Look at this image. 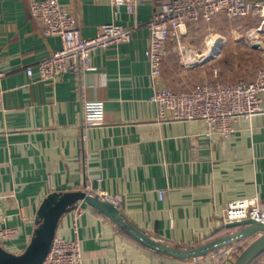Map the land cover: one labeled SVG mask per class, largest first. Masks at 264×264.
I'll list each match as a JSON object with an SVG mask.
<instances>
[{
  "label": "crops",
  "instance_id": "1",
  "mask_svg": "<svg viewBox=\"0 0 264 264\" xmlns=\"http://www.w3.org/2000/svg\"><path fill=\"white\" fill-rule=\"evenodd\" d=\"M30 1L0 0V229L18 231L0 238L2 247L14 254L25 250L38 208L53 191L93 193L100 188L118 199L115 206L128 221L154 239L183 247L224 234L223 209L232 200L256 196L264 211V92L262 110L237 118L226 135L208 134L202 120L162 114L150 101L154 84L145 56L146 23L155 0L140 4L136 15L121 7L117 16L106 0H60L77 16L84 37L117 22L132 28L131 40L93 51L88 70L64 74L54 83L30 79L26 69L36 73V63L60 48L58 37L42 35L30 15ZM234 20L237 30L257 24L255 17ZM199 23L170 39L162 84L187 89L212 78L214 68L219 80H252L262 52L242 41L243 35L228 47L223 39L202 34L199 52L188 50L195 60H183L182 40L197 39L201 34L196 31L195 38L191 29H200L204 22ZM212 40L214 53L204 62L196 60ZM229 48L244 57L240 66L236 60L234 65H210L216 56L230 55ZM87 103L103 107L102 122L89 129L81 125ZM55 237L77 238L82 264L191 262L147 249L83 202L60 217ZM241 243L222 251L230 252V264Z\"/></svg>",
  "mask_w": 264,
  "mask_h": 264
},
{
  "label": "built area",
  "instance_id": "2",
  "mask_svg": "<svg viewBox=\"0 0 264 264\" xmlns=\"http://www.w3.org/2000/svg\"><path fill=\"white\" fill-rule=\"evenodd\" d=\"M100 1V0H94ZM113 8L115 16L120 8L136 15L137 7L146 0H106ZM156 6L146 23L149 41L145 49L150 77L154 91L150 101L156 103L163 114L170 112L173 119L202 120L210 131L221 135L230 133L232 123L239 117H249L260 112V95L264 92V0H155ZM30 15L39 25L43 36H55L60 40V48L36 63V73L31 67L26 69L28 78L54 83L60 76L74 71L91 68V53L106 49L111 45L127 43L131 40L132 28L117 22L101 25L95 36L84 37L78 18L62 5L60 0H31ZM218 15L229 19L255 17L257 24L246 32L245 42L262 52V62L252 80L217 79L218 68L213 69L212 78H203L192 87L175 90L162 84L163 65L169 54L168 46L172 37L179 38L190 25L204 22L210 24ZM188 55V60L194 61ZM190 58V59H189ZM201 62L206 57H200ZM197 59V60H198ZM187 60V61H188ZM186 61V62H187ZM188 61V62H189ZM199 61V60H198ZM4 72L0 68V78ZM103 120L100 103H87L82 108L81 125L89 129ZM100 199L114 205L118 199L100 188L93 193ZM253 219L264 223V211L259 207L256 196L242 197L225 204L222 221L226 225L234 221ZM18 234L17 229L3 227L0 238L6 239ZM230 252L211 254L188 264H230ZM41 264H82L79 240H64L54 237L52 245ZM254 264H264L263 255Z\"/></svg>",
  "mask_w": 264,
  "mask_h": 264
},
{
  "label": "water",
  "instance_id": "3",
  "mask_svg": "<svg viewBox=\"0 0 264 264\" xmlns=\"http://www.w3.org/2000/svg\"><path fill=\"white\" fill-rule=\"evenodd\" d=\"M80 202L114 223L137 243L161 255L181 260L201 259L248 240L250 242L232 264H251L264 252V223L253 219L228 223L225 225L227 231L224 234L197 245L186 247L170 245L152 238L128 221L113 203L86 191L75 190L49 193L38 208L35 216L36 227L25 250L20 254H14L0 245V264H41L52 245L60 217L73 210Z\"/></svg>",
  "mask_w": 264,
  "mask_h": 264
},
{
  "label": "rangeland",
  "instance_id": "4",
  "mask_svg": "<svg viewBox=\"0 0 264 264\" xmlns=\"http://www.w3.org/2000/svg\"><path fill=\"white\" fill-rule=\"evenodd\" d=\"M214 20V19H213ZM198 24H200L198 22ZM203 25L200 26V29L196 28L193 30V28L191 29V31L194 33L193 37L196 38V35H195V32L197 31L199 34H201L200 36L202 37H198L197 39H191V38H185L182 40V44L185 46V50L182 52V57L184 56V61L186 62L188 59V55H190V47L192 48V50L194 51V53L196 52H199V48H202V44H204L203 42V35L204 34H207L208 36L209 35H212V36H216L217 39H223L224 42H226V45L228 47H232L235 43V38H238L240 35H243L245 37L246 35V27H241V29H238V26H239V22H237L236 20L234 19H228L226 17H222V15L220 17H218V19L212 21L210 23V25H205L206 23H202ZM197 25V24H196ZM205 25V26H204ZM186 32H189L190 31V28L187 27ZM185 32V33H186ZM235 32V33H234ZM203 34V35H202ZM222 40V41H223ZM244 38H243V40ZM247 43V42H245ZM242 49H240L241 51H244V45H242ZM230 49L232 48H229V53L230 55H228V53L226 55H218L216 56V58H213L212 60H210V65L212 66H218V67H221L223 66V64H226L227 62H231L233 64V61L236 60L237 63H234L235 65L239 64L241 62V60L243 61L244 60V57H241V54H234V52H232ZM240 51V52H241ZM190 54H189V53ZM199 54V53H197ZM234 55V56H232ZM198 56V55H197ZM196 56V60L198 59V57ZM203 56V55H202ZM191 58H194L193 56V53L191 54L190 56ZM201 57V56H200ZM190 59V58H189ZM189 61V60H188ZM187 61V62H188ZM190 62V61H189ZM188 62V63H189ZM233 64V65H234ZM240 66V64H239ZM250 242V240L248 241H244L243 243L239 244L235 249H236V252L237 254H239L247 245L248 243Z\"/></svg>",
  "mask_w": 264,
  "mask_h": 264
},
{
  "label": "bare ground",
  "instance_id": "5",
  "mask_svg": "<svg viewBox=\"0 0 264 264\" xmlns=\"http://www.w3.org/2000/svg\"><path fill=\"white\" fill-rule=\"evenodd\" d=\"M214 43H216V41H214V40H212L211 42H210V46H209V50L205 53V54H203V56L202 55H200L201 57H209V56H211L213 53H214V51H215V47H213V44ZM199 56V57H200Z\"/></svg>",
  "mask_w": 264,
  "mask_h": 264
},
{
  "label": "trees",
  "instance_id": "6",
  "mask_svg": "<svg viewBox=\"0 0 264 264\" xmlns=\"http://www.w3.org/2000/svg\"><path fill=\"white\" fill-rule=\"evenodd\" d=\"M124 233V232H123ZM126 236H128L126 233H124ZM130 239H132L130 236H128ZM133 240V239H132ZM134 241V240H133ZM136 242V241H135ZM218 253H222V251H219ZM263 255V253L261 255H259L251 264H254L261 256ZM199 259H193L191 261H198Z\"/></svg>",
  "mask_w": 264,
  "mask_h": 264
}]
</instances>
